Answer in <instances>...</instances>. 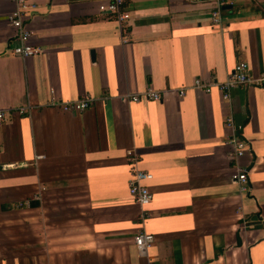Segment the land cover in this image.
Returning <instances> with one entry per match:
<instances>
[{
    "label": "crops",
    "instance_id": "obj_1",
    "mask_svg": "<svg viewBox=\"0 0 264 264\" xmlns=\"http://www.w3.org/2000/svg\"><path fill=\"white\" fill-rule=\"evenodd\" d=\"M30 1L40 52L20 57L0 0V264H264V87H192L238 61L264 76V0H220L219 25L211 0H125L123 31L103 0ZM146 88L160 100H129ZM84 96L80 112L49 104ZM127 151L151 175L143 207ZM138 232L153 236L142 251Z\"/></svg>",
    "mask_w": 264,
    "mask_h": 264
},
{
    "label": "built area",
    "instance_id": "obj_2",
    "mask_svg": "<svg viewBox=\"0 0 264 264\" xmlns=\"http://www.w3.org/2000/svg\"><path fill=\"white\" fill-rule=\"evenodd\" d=\"M15 5L14 10L8 13L6 21L15 30V44L11 47V52L20 57H28L40 52V49L33 47L30 42V31L28 30L25 19L28 13L35 8V3L30 0H6ZM125 0H103L97 5L98 13L108 15L116 21L118 27L123 31L121 25L129 18V12L126 9ZM223 2L220 0H211V9L209 11V22L212 25L220 24V7ZM248 66L245 62L238 61L234 64L231 72L221 82L202 81L195 78L192 81V87L208 92L211 87H216L221 94L222 100H227L230 91L238 85L246 87H264V76L254 77L247 72ZM183 89L178 90V95H183ZM159 101L160 93L151 88L144 89L141 93L131 95L129 100L137 102L140 100ZM52 100V98H51ZM49 101L50 105L57 106L62 111L80 112L90 105V98L87 96L71 101ZM28 111V105H22L13 110L15 114H23ZM7 109H0V126L9 118ZM229 124L230 121L228 120ZM229 144L233 147V153L230 157L235 159L242 155L246 149L247 142L242 138L233 136L228 139ZM127 160L130 165V178L128 179V195L140 206H146L152 197L151 192L146 186V182L151 178L150 173L139 169L136 165L138 159L131 151L126 152ZM232 181L237 183L240 191H246L248 179L246 170L238 169L230 175ZM132 241L137 250L142 251L153 242V236L149 233L138 232L133 235Z\"/></svg>",
    "mask_w": 264,
    "mask_h": 264
}]
</instances>
